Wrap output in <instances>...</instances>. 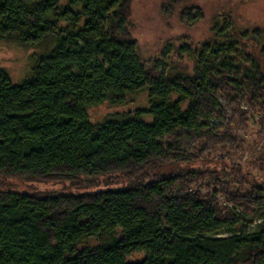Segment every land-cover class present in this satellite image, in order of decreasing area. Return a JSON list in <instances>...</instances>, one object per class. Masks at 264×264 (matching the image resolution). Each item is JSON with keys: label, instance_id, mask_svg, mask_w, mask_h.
<instances>
[{"label": "trees", "instance_id": "1", "mask_svg": "<svg viewBox=\"0 0 264 264\" xmlns=\"http://www.w3.org/2000/svg\"><path fill=\"white\" fill-rule=\"evenodd\" d=\"M132 1L0 0V42L55 45L21 84L0 71V177L125 180L93 193L0 190V264H264V177L224 157L197 164L240 149L232 131L250 113L264 135V28L217 17L206 42L178 50L194 72L158 62V77L131 36ZM196 9L190 22L204 18ZM141 92L147 109L91 123V109ZM217 95L231 108L227 127L215 125L225 112ZM205 179L214 192L194 191ZM137 254L146 259L130 263Z\"/></svg>", "mask_w": 264, "mask_h": 264}, {"label": "rangeland", "instance_id": "2", "mask_svg": "<svg viewBox=\"0 0 264 264\" xmlns=\"http://www.w3.org/2000/svg\"><path fill=\"white\" fill-rule=\"evenodd\" d=\"M176 1V3H175ZM133 0L130 10V31L132 38L138 43L139 56L147 69L160 76L162 72H156L154 65L158 62H166L178 71L188 74L194 72L195 63L188 57L179 61L178 50L187 44L192 48L200 46L211 37V27L218 17L223 15L232 16L241 29L256 30L264 28V0ZM183 1V2H182ZM204 13L203 20L193 23L189 21V16L196 18L198 10ZM184 9H191L183 15ZM196 9V10H195ZM224 17V16H223ZM54 42L48 40L36 48H27L17 43L0 42V71L6 72L13 84L18 85L25 81L32 73L36 60L47 55L53 48ZM168 55V56H165ZM170 55V56H169ZM165 56V57H164ZM166 58V59H165ZM218 101L224 109L223 119L216 121L217 127H227L231 122V108L228 101L217 95ZM149 107V95L147 92L130 96L128 102L123 106H115L106 103L89 111L91 123L102 124L110 118L126 114L134 115L138 109ZM260 116L250 113V120L246 128H233L232 138L241 139L240 149L231 150L227 146L220 147L213 155L205 154L198 158L200 164L202 160H211L213 164L219 162L224 157L225 165H244L256 176L264 177V135H260ZM143 120L151 124L152 118L145 117ZM194 153V152H193ZM213 159V160H212ZM223 164L224 162H219ZM194 164L190 170H199L200 166ZM209 168L211 171L217 169L213 166H203V170ZM250 181L255 179L250 177ZM125 180L120 176L110 178H98L96 180H82L76 183L71 182H40V181H20L0 177V190L17 192L23 194H68L76 192H96L106 186L110 188H120L125 184ZM238 186V185H237ZM194 191L203 194L214 192L213 184L205 179ZM219 188L217 189V191ZM250 186L243 187L244 192H249ZM223 202V198L219 197ZM253 226H246L245 229L253 230ZM229 234L219 237H228ZM146 259L145 254L131 256L130 263L141 262Z\"/></svg>", "mask_w": 264, "mask_h": 264}]
</instances>
